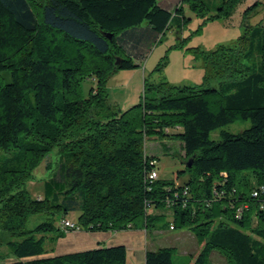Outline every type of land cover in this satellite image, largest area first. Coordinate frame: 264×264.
<instances>
[{
  "label": "trees",
  "instance_id": "obj_1",
  "mask_svg": "<svg viewBox=\"0 0 264 264\" xmlns=\"http://www.w3.org/2000/svg\"><path fill=\"white\" fill-rule=\"evenodd\" d=\"M243 1L220 0L210 14L204 0H0V151L9 156L0 164V245L8 247L0 264H126L124 244L48 253L69 211L79 212V230L148 234L163 208L173 228L192 230L201 243L185 264H209L212 251L228 264H264V24L248 21L261 1L243 11L234 46L194 48L203 84L160 82L122 112L105 90L108 76L137 67L173 20L189 21L183 5L204 23L230 18ZM86 78L95 85L83 96ZM236 120L250 126L210 139ZM148 136L180 142L187 181L150 178L157 158L144 150ZM53 148L57 166L43 194L32 196L25 181ZM39 214L45 218L28 228ZM172 253L148 249L144 264H173Z\"/></svg>",
  "mask_w": 264,
  "mask_h": 264
},
{
  "label": "rangeland",
  "instance_id": "obj_2",
  "mask_svg": "<svg viewBox=\"0 0 264 264\" xmlns=\"http://www.w3.org/2000/svg\"><path fill=\"white\" fill-rule=\"evenodd\" d=\"M204 1L210 7V14L215 12V8L220 2V0ZM259 1H261L259 7L249 15V25H255L256 23L264 24V0ZM253 2L254 0H244L238 4L228 19H206L204 23L201 18L195 16L183 5L184 15L190 17L189 21L176 24L173 20L163 34H159L151 41L145 58L138 62L137 67L133 69H117L108 76L105 83L108 101L114 104L117 111L122 112L138 103L144 95L151 96V93H155V90L149 88L160 82L175 85L185 83L193 85L203 84L204 68L194 48L209 52L217 49L221 45L234 46L238 37L244 32V27L241 23L242 13ZM144 26L145 24L143 23L142 27ZM163 60L166 61L164 66H161V69L157 71V65H161ZM258 61L259 59L254 57V63L257 64ZM245 63L251 64L250 62ZM93 84L95 85V78H86L81 82L80 89L83 96L88 95L90 87ZM212 84H217V81L213 80L211 82ZM249 126V120H236L211 131L210 139H218L221 130L237 133ZM144 150L147 154H152L157 158L156 169L159 178L174 180L180 184L189 179L190 173L182 172L185 169L184 151L179 141L163 136H148L145 138ZM8 157L6 153L0 151V164L6 159L8 161ZM57 162V148H53L51 153L44 157L41 163L33 170L31 176L25 181V187L32 196H40L43 194V181L55 169ZM162 211L165 214L155 222L156 230L167 228V222L171 218L168 209L163 208ZM78 213V211H69L65 214V219L74 223ZM251 214L252 224L255 225L256 218L254 213ZM44 218L45 216L42 214L30 216L26 225L28 228H33ZM77 230L67 229L64 231L66 233ZM180 230L182 235L179 237V244H177L176 248H173V264H185L187 262L188 257L182 255L180 249L191 248L193 239L191 240L190 235H193L196 239L195 233L192 230L188 228H175L172 233L168 231L167 235L162 236L163 243H166V245H174L169 244L170 242L168 241L173 240L175 242L177 239L175 240V237L170 235L177 234ZM152 232L154 230L148 232L149 237H151ZM183 238H187V241L182 244ZM194 243H197L199 246L201 244L197 239ZM50 244L46 240L45 248H49ZM0 254L8 256V247L5 244L0 245ZM207 262L209 264H228L226 258L218 251H212L207 258Z\"/></svg>",
  "mask_w": 264,
  "mask_h": 264
},
{
  "label": "crops",
  "instance_id": "obj_3",
  "mask_svg": "<svg viewBox=\"0 0 264 264\" xmlns=\"http://www.w3.org/2000/svg\"><path fill=\"white\" fill-rule=\"evenodd\" d=\"M177 0H160L164 5H169L175 3ZM168 226L164 229H153L151 237L148 236L144 229H127L122 231H94L87 232L83 230L69 231L64 234L63 237H59L54 244V251L48 254H62L71 251L91 249L97 246H110L116 244H124L126 247V264H144L145 252L148 249H156L161 246H171L176 248L179 237L182 235L181 230L177 234H172L174 236L175 242L169 240V244L163 243L162 236L167 235L168 231L172 233L175 228H170L171 218L168 220ZM59 226L61 227L60 223ZM62 228V227H61ZM167 229V230H165ZM191 236V248L180 249L182 255L186 257L197 252L200 246L197 243L195 237ZM184 239V238H183ZM187 241L185 238L182 244ZM184 246V245H183ZM178 248V247H177Z\"/></svg>",
  "mask_w": 264,
  "mask_h": 264
},
{
  "label": "built area",
  "instance_id": "obj_4",
  "mask_svg": "<svg viewBox=\"0 0 264 264\" xmlns=\"http://www.w3.org/2000/svg\"><path fill=\"white\" fill-rule=\"evenodd\" d=\"M149 176H150V178H156L157 177V172L154 170V171L151 172V174ZM260 191H263V188L262 187L260 189H258V190L257 189H254L252 191L251 195L254 196V197L255 196H258V194H259ZM184 193H186V190H184ZM247 208H248L247 204L239 205L237 207V209L235 210L234 215L236 217H240L242 215L243 211L246 210ZM62 225H63V228L65 230H67V229L77 230L78 229L77 226L74 223H71L68 220H63L62 221ZM170 228H173V226L170 225Z\"/></svg>",
  "mask_w": 264,
  "mask_h": 264
},
{
  "label": "water",
  "instance_id": "obj_5",
  "mask_svg": "<svg viewBox=\"0 0 264 264\" xmlns=\"http://www.w3.org/2000/svg\"><path fill=\"white\" fill-rule=\"evenodd\" d=\"M107 36H109V35H107ZM110 37V36H109ZM116 62H117V60H116ZM187 165L189 166L190 165V161H187Z\"/></svg>",
  "mask_w": 264,
  "mask_h": 264
}]
</instances>
